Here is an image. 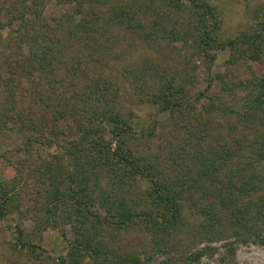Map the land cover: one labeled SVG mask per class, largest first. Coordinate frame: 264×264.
<instances>
[{"label": "trees", "instance_id": "16d2710c", "mask_svg": "<svg viewBox=\"0 0 264 264\" xmlns=\"http://www.w3.org/2000/svg\"><path fill=\"white\" fill-rule=\"evenodd\" d=\"M58 2L65 8L61 16L47 20L42 14L46 0H0V31L7 30L6 37L0 33V56L4 54L3 48L11 50L13 43L17 39L22 41V37L27 39L28 45L27 53L21 52V58H13V62H10L8 72L0 69V143L7 136L11 139V148L17 152L24 147L29 153L33 150L38 155L44 153L41 157L46 162L45 166L38 167L40 175L48 177L49 188L44 189L45 194L43 192L46 197L44 210L51 211L52 207L57 215L59 201L65 204L67 200L71 202L70 210H66V222L73 224L76 236L70 242L68 256L61 257L59 264H142V251H123L109 246L104 240L109 232L133 227L152 228L153 242L157 247L155 251H145L146 255L152 258L165 254L169 257L165 264H195L210 249L208 241L228 236L234 237L236 241L264 243V168H255L259 161L244 162L240 159L245 147L240 137L235 140L240 154L234 152L233 146L228 147V142L208 148L211 143L208 141L203 152L213 151L214 157L201 159L198 169L189 167L186 171V167H183L182 174L179 170L180 175L172 176L160 169L157 163L134 151L129 142L134 139V112L120 107L125 89L134 98L143 99L161 112H173L183 105L189 109L194 103L190 100L189 91L197 84L196 58L207 61L209 68L221 50L231 51L227 60L231 65L237 62L238 56L253 61L262 60L264 21L255 34L243 33L219 41L217 30L222 22L221 14L207 0H123L117 1L119 6L106 11L100 9L106 3L105 0ZM83 7H87L88 11L85 8L83 10ZM90 8L95 9L101 18L97 17L94 21L86 18ZM115 8L125 14V19L129 16L133 18V12L142 8L141 17L144 18L139 24L143 28L147 25L145 17L154 19L157 15H163L174 18L171 28L164 27L160 33H153L156 45L159 47L161 42L182 39L186 47H192L187 54H190V60L195 59L194 69L186 68L179 75L176 70L169 69L170 65L162 68L148 65L152 74L138 75L139 80L131 76V69L118 67L116 61L113 62L106 53L98 56L87 53L91 54V59L87 55V59H90L87 60L83 55L84 50L94 49L95 46L101 50L109 43L114 44L111 42L119 39V30L127 34L128 27L124 25L126 20L120 13L115 16ZM75 12L85 14L81 17L86 21L87 29L96 33L95 42H87V30L79 21L78 28H73L77 23L76 15L72 16ZM100 19L101 24H98ZM121 25L110 39L97 33L98 28L116 29ZM62 34L67 36L63 37ZM62 38H67L63 44ZM155 51L150 50L152 54H157ZM17 53L11 50L8 58ZM121 58L115 56L114 60L120 61ZM75 61L80 63L74 66ZM35 71H39L38 77H35ZM55 73H58L59 78L65 77L66 73L72 76L73 87L70 88L73 89V95L71 93L70 98L73 102L64 99L65 102L60 103L63 97L53 102L50 93L42 92L40 84L44 80L50 84L57 78ZM222 74L211 77L212 81L223 83L222 89L233 94L232 91L246 89V97L241 100L242 108H229L236 118L230 128L239 136L245 129L261 128L264 124V72L236 80ZM111 75L120 76L121 81L124 80L123 86L114 83ZM181 75L183 78H180ZM82 82H85L83 87ZM26 83L31 85L27 86ZM209 85L211 89L213 83ZM32 89H36L33 100ZM205 94L210 99L205 108L208 116L198 121H201L202 129L208 130L209 115L220 109L214 103L209 89L205 93L200 92L197 100ZM28 96L31 101H36L37 107L26 106L29 105L26 102L30 101ZM36 109L38 112L34 114ZM106 135L111 137L106 138ZM253 140L259 148L264 147V140L260 137L255 136ZM11 165L14 164L10 161ZM100 166L109 169L119 188L109 190L101 186ZM13 181L12 177L0 176V219L11 209H20L25 199L18 194L16 203L13 201L16 196L10 185ZM206 183L211 186L206 189L207 192H214V189L220 192L207 203L208 211L202 214L203 218L194 226L183 213L185 207L190 205L186 203L188 198L185 194L191 192L192 186ZM132 192L134 196L131 198ZM213 194L216 193L208 196ZM185 227L192 228L190 233L193 237L205 239L207 246L173 257L177 248H171L168 240L174 234L179 237L185 233ZM16 230L18 242L15 246L21 249L29 247L33 249L32 253H36L40 246L34 242L33 234L25 235V228L19 223ZM233 242L225 244L226 248H230L231 255L234 254Z\"/></svg>", "mask_w": 264, "mask_h": 264}, {"label": "rangeland", "instance_id": "374dc122", "mask_svg": "<svg viewBox=\"0 0 264 264\" xmlns=\"http://www.w3.org/2000/svg\"><path fill=\"white\" fill-rule=\"evenodd\" d=\"M117 1L123 0H105L106 3L101 6L100 9L106 11L119 6ZM207 1L218 8L221 14L222 22L217 30V40L219 41H226L229 38L237 37L243 33L255 34V31L259 30L264 21V0ZM84 8L88 11L87 7H83V10ZM64 9L63 4H60L58 0H46V5H44L42 14L49 20L54 16H61ZM141 9L142 8H139L136 12L131 10V12H133V18L129 16L126 19L125 14H122L120 10L116 9V12H114L115 16L120 13L122 18L126 20H124V25L128 27L127 34L124 35V30H119V32L117 30L123 25L116 27V29L113 27H106L105 29L98 28L97 33H99L101 37L110 39L114 33L118 32L119 39L111 42L114 44L109 43L105 45L101 50H99L97 46H95L94 49L88 48V50H84L83 55L86 59L87 55H89L91 59V54H87L90 52L92 55L97 56L106 53L113 62L116 61L118 67H126L129 71L131 69V73L133 74L131 76L138 79V75L145 76L148 73L152 74L148 69V65H153V67L159 66V68L170 65L169 69L172 71L176 70L179 75L181 72H184L186 68L191 67V70H193L195 59L194 61L190 60V54H187L192 47H186L182 39L177 41L173 40L172 42H161L162 45L159 47L156 45L157 40L153 33H160V30L164 27L171 28V25L174 24L172 22L174 18L170 17L169 19V17L163 15H157L154 19L145 17L147 25L143 28V26L141 27V24H139L142 23L141 18H144L141 17ZM89 12L86 18L92 19L93 21L97 19V17L101 18L95 9L90 8ZM74 15L77 17L75 18L77 23L74 24L73 28H78V23H82V26L88 33L87 42H95L96 33L87 29L85 24L86 21L81 17L85 14L83 12H75L72 16L74 17ZM80 18L82 19L81 21ZM97 22L101 24V19ZM82 26H80L81 29ZM0 33L3 37L7 36V30H2ZM15 36L17 37V35ZM18 36L21 37V35ZM62 36L66 37L67 35L62 34ZM26 40L27 39L22 37V41L21 39H17L15 42L13 41L14 43L11 50L12 52H18L17 55H13V57L8 58V54L11 51L9 48H3L5 50L2 49L4 54L0 56L1 70L8 72L11 67L10 62L14 60L13 58H21L23 52L27 53L28 45ZM66 41L67 38H62L61 44ZM19 43H21V46H19ZM189 44H191V41ZM148 48L152 52L156 50L155 53L157 54H152ZM239 51L240 49L237 53ZM230 53L231 51L221 50L210 68L208 67L209 63L207 61L196 58L197 84L189 91V94H191L190 100L194 102L189 109L183 105L173 112H161L156 106L145 103V101H143V99L141 100L139 97L138 99L134 98L131 92L129 93L124 89L125 94L121 96L120 107L126 108V111L131 110L134 112L132 124L135 133L134 139L129 142L138 155L146 156L149 161L157 163L160 169L166 170V172L171 173L172 176H176L180 175L179 170H181V174L183 173V167H186V171H188L189 167L198 169L201 159L206 160V158L210 156L214 157L213 151L211 153L203 152L205 144L208 141L211 142L208 148H210L211 145L216 146L222 142H228L227 146H233L235 149L234 152L240 154V152L237 151V142L235 141L240 137V141L245 146L243 148L244 152L239 156L240 159L244 160V162L252 160L259 161V164H257L255 168H264V147L259 148L253 140L255 136L264 140V124L261 126L262 129L259 128L255 130L256 128H253L250 131L245 129L242 134L240 133V136L235 130L230 128V125L235 123L236 118L234 114L229 111V108H242L243 103L241 100L242 97H246V89L242 88L236 90V92L232 91L234 92L233 94L228 92V90L222 89L223 83L221 81H212L211 79V77L217 73H223L222 75H226V78L228 76V78L235 80L238 78H249L255 74L261 75L264 72V55L260 61H253L248 58L244 59V56H238L237 62L231 65L227 63ZM115 56H121L122 58L120 61H117L114 60ZM79 63L80 61L78 63L75 61L74 66ZM51 69L52 71L54 70L53 68ZM99 71L104 72L101 69H99ZM129 71H127V73H129ZM35 73V77H38L39 71H35ZM185 73L187 74L188 71ZM178 74L176 75L177 79H179ZM55 75L59 78L58 73H55ZM111 76L112 79L115 80H113L114 83L123 86L124 80L121 81L120 76ZM57 78L53 79L50 84L44 80L45 82L43 81V84H40V88L43 90L42 92L50 93V100L53 102H58V99L61 97H63V99L60 100V103L63 101L65 102V100L68 102L71 100V102H73V99L70 98V96L73 95V89L70 88L73 87L71 84L72 76L70 73H66L65 77ZM180 78H183V76ZM148 80L152 81L150 78ZM211 83H213V85L210 89L208 87ZM83 84H85V82L81 83V87H83ZM25 85L30 86L31 84L26 83ZM207 89H209L210 94H213V101H215L214 103H216L217 108L222 111L220 112V110H218V112H211V115H209V117H211L209 120L210 122L207 124L208 130H205L202 129L203 126L198 119L203 118V116H208L205 108L207 107V103L210 102V99L205 97L206 94L203 96L201 95L202 99L199 101L197 97L200 92L203 91V93H205ZM35 90L32 89V91H34L32 100L35 99ZM27 98H29L30 101L26 102L29 103V105L26 106L37 107L36 101H31L30 96ZM37 112L38 110L36 109L33 113L36 114ZM27 113L29 114L30 112L27 110ZM110 137L111 135H106V138ZM10 141L11 139L6 136L5 141L2 144L0 143V154H3L2 152L4 150V154L0 155V176L14 178L13 183L10 185L13 187L16 194L15 200H13L15 203L18 194L23 195L25 199L22 204H20V209L13 208L0 219V264H59V262H61V257L65 258L68 256L70 242H72L76 236H74L73 224L66 222V210H70L71 202L67 200V204H65L59 201L57 215L55 211L52 210V207L51 211L44 210V207L46 208L44 189L49 188L48 177H42L38 170V167L42 168L45 166L46 162L41 157L44 153L38 155V153H34L35 150L29 153L28 149L24 147L19 150L20 152H17L11 148L13 145ZM89 158L92 159L91 156H89ZM10 161L13 162L14 165L9 166ZM64 161L65 163L68 162L67 160ZM70 168L69 166V169ZM99 172V182L103 188L109 190L119 188L118 182L112 179L111 173H109L107 167L103 169L100 166ZM125 186L127 187L128 184L126 183ZM210 187L211 186L207 183L201 184V186L198 185L197 187L192 186L191 192L189 191L185 194L188 198L186 203L190 205L185 207L183 213L194 226L203 218L202 214L208 211V204L210 201L214 200L216 195H219L218 193L220 191L218 189H214V192H207ZM210 193L216 194L209 197L208 195ZM133 196L134 194L132 192L131 198ZM17 223L25 228V235L33 234L32 238L34 242L40 246L37 248L36 253H32V248L26 247L25 249H21L20 246H15L18 242V232L16 230ZM191 229L192 228L185 227V233L180 234L179 237L174 234V237L168 240V244L171 248H177L173 257H176L181 252L189 253V251L209 245L211 247L208 252H205L201 259L195 262V264H264L263 242L236 241L234 237L228 236L224 239L210 240L206 245L205 239H201L202 237L192 236L190 233ZM113 230L114 229H110L109 231ZM152 234L151 227H133L123 231L114 230V232H109V235L105 237L104 240L109 246H115L123 251L124 249L125 251H142V264H165V261L169 258L165 254H159L152 258H148L146 255L145 251H155L157 247V245H154ZM230 241H234L232 246L234 249L233 255H231L230 248L225 247V244ZM172 253L174 252L172 251ZM179 264L185 263L180 262Z\"/></svg>", "mask_w": 264, "mask_h": 264}]
</instances>
